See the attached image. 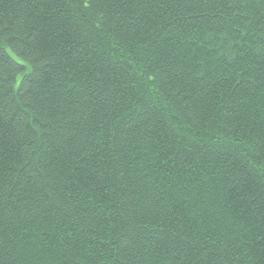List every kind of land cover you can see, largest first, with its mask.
Segmentation results:
<instances>
[{"label": "trees", "instance_id": "obj_1", "mask_svg": "<svg viewBox=\"0 0 264 264\" xmlns=\"http://www.w3.org/2000/svg\"><path fill=\"white\" fill-rule=\"evenodd\" d=\"M0 264H264V0H0Z\"/></svg>", "mask_w": 264, "mask_h": 264}]
</instances>
